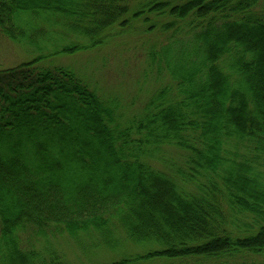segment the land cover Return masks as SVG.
Listing matches in <instances>:
<instances>
[{
	"label": "trees",
	"instance_id": "obj_1",
	"mask_svg": "<svg viewBox=\"0 0 264 264\" xmlns=\"http://www.w3.org/2000/svg\"><path fill=\"white\" fill-rule=\"evenodd\" d=\"M136 22L187 38L138 115L42 65ZM0 33L37 54L0 68V264H69L66 237L145 248L110 264H264V0H0Z\"/></svg>",
	"mask_w": 264,
	"mask_h": 264
},
{
	"label": "rangeland",
	"instance_id": "obj_2",
	"mask_svg": "<svg viewBox=\"0 0 264 264\" xmlns=\"http://www.w3.org/2000/svg\"><path fill=\"white\" fill-rule=\"evenodd\" d=\"M162 17V16H161ZM152 20L157 17L151 15ZM171 18L162 17V23L168 24ZM158 23V22H157ZM180 22H178L179 24ZM181 25L185 32V25ZM179 25L164 31L159 27L147 29L143 22H136L127 31H116L115 35L106 38L104 43L96 48L78 51L74 54H61L43 62V66L66 65L82 78L92 89L96 90L105 100L118 106V111L132 117L140 114L145 105L161 87L165 80L159 74L158 64L162 48L168 44L178 46L185 42V33L177 29ZM158 26V25H157ZM118 30V29H116ZM61 39V38H60ZM85 41V40H83ZM37 54L28 48L3 36L0 33V68L16 65ZM122 235L121 233H118ZM59 249L66 254L69 264H110L111 261L121 260L142 254L145 248L126 241L115 249L101 247L91 252H83L77 248L68 237L55 242ZM127 253L118 256L119 253ZM116 258V259H114ZM214 264L205 259H155L152 262L138 264Z\"/></svg>",
	"mask_w": 264,
	"mask_h": 264
}]
</instances>
